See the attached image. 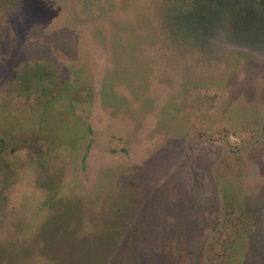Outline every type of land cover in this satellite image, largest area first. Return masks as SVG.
Instances as JSON below:
<instances>
[{
	"label": "rangeland",
	"instance_id": "374dc122",
	"mask_svg": "<svg viewBox=\"0 0 264 264\" xmlns=\"http://www.w3.org/2000/svg\"><path fill=\"white\" fill-rule=\"evenodd\" d=\"M0 264H264V0H0Z\"/></svg>",
	"mask_w": 264,
	"mask_h": 264
}]
</instances>
